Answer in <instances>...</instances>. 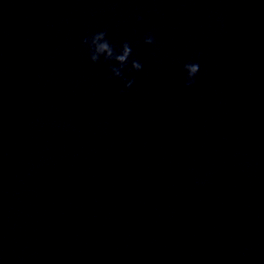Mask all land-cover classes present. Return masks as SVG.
I'll use <instances>...</instances> for the list:
<instances>
[{
	"label": "clouds",
	"instance_id": "1",
	"mask_svg": "<svg viewBox=\"0 0 264 264\" xmlns=\"http://www.w3.org/2000/svg\"><path fill=\"white\" fill-rule=\"evenodd\" d=\"M138 20H142V17H137ZM107 31H99L93 33L91 36H86L81 41V44L86 47L89 55V59L93 64L99 63L100 58L103 57L105 63L114 61L115 64H109L110 71L114 77L123 78L124 71H141L143 65L140 61L135 59H129L132 56V48L130 44L125 41L117 50L107 39ZM144 43L147 45H156L155 37L152 35H145ZM197 53V60L199 58ZM130 64V69L128 65ZM183 70L186 73L185 84L186 88L193 86L196 81L195 77L200 71V64L198 62H188L183 65ZM134 80L125 79L124 87L130 88Z\"/></svg>",
	"mask_w": 264,
	"mask_h": 264
}]
</instances>
